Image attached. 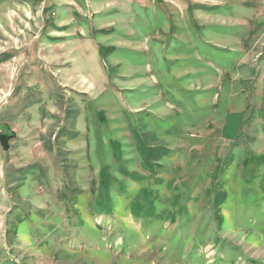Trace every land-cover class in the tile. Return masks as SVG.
<instances>
[{"label": "rangeland", "instance_id": "1", "mask_svg": "<svg viewBox=\"0 0 264 264\" xmlns=\"http://www.w3.org/2000/svg\"><path fill=\"white\" fill-rule=\"evenodd\" d=\"M263 43L264 0H0V264H264Z\"/></svg>", "mask_w": 264, "mask_h": 264}, {"label": "crops", "instance_id": "2", "mask_svg": "<svg viewBox=\"0 0 264 264\" xmlns=\"http://www.w3.org/2000/svg\"><path fill=\"white\" fill-rule=\"evenodd\" d=\"M228 9H229V11H230V10H232V7H231V8L229 7ZM263 44H264V43H263ZM259 55H260V59H264V51L261 50V52H260ZM184 70H185L186 73L189 72L186 68H185ZM184 70H183V72H184ZM189 73H190V72H189Z\"/></svg>", "mask_w": 264, "mask_h": 264}]
</instances>
